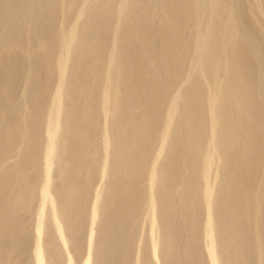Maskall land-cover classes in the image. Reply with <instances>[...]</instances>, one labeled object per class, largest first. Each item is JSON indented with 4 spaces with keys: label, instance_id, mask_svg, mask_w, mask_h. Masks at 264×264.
I'll list each match as a JSON object with an SVG mask.
<instances>
[{
    "label": "bare ground",
    "instance_id": "obj_1",
    "mask_svg": "<svg viewBox=\"0 0 264 264\" xmlns=\"http://www.w3.org/2000/svg\"><path fill=\"white\" fill-rule=\"evenodd\" d=\"M28 259L264 264V0H0V264Z\"/></svg>",
    "mask_w": 264,
    "mask_h": 264
},
{
    "label": "rangeland",
    "instance_id": "obj_2",
    "mask_svg": "<svg viewBox=\"0 0 264 264\" xmlns=\"http://www.w3.org/2000/svg\"><path fill=\"white\" fill-rule=\"evenodd\" d=\"M144 113H145V109H144V107L139 106V107L137 108V111H136L137 117L140 118ZM95 148H98V149L95 150ZM94 150H95V151H102V150H104L101 135H99L98 133H95V134L91 137L89 153H93ZM12 161L14 162V161H16V160L13 159ZM151 166H152V165L147 166V168H146V172H147V173L150 171ZM93 174H94L95 176H97V174H98V168H95V169L93 170ZM101 183H102V182H101L100 179H96V181H95V186L97 187V186L101 185ZM145 184H146V182H144V183L142 184V186H144ZM11 185H12L14 188H16V187H18V182H17V181H12V182H11ZM142 224H143V217L141 216V217L137 220L136 226H137V227H140ZM69 252H70V251H69ZM25 264H32L31 259H28V261H27Z\"/></svg>",
    "mask_w": 264,
    "mask_h": 264
}]
</instances>
